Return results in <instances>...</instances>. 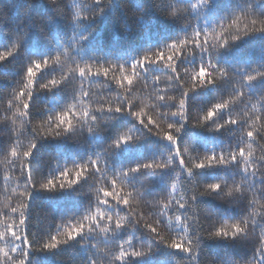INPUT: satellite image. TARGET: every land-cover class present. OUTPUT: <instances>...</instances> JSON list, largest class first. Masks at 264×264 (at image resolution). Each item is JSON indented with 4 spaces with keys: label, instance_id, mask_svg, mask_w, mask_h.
Instances as JSON below:
<instances>
[{
    "label": "trees",
    "instance_id": "1",
    "mask_svg": "<svg viewBox=\"0 0 264 264\" xmlns=\"http://www.w3.org/2000/svg\"><path fill=\"white\" fill-rule=\"evenodd\" d=\"M196 5V7H193ZM249 5L252 10L264 15V0H0V51L9 49L18 43L17 50L0 61V232L5 226L18 223V213L11 214L10 208L27 202V197H20L25 191L23 177L20 176L19 163L23 159L11 156L12 148L18 153L26 150L33 139L32 129L47 133L49 124L45 123L48 115L55 114L71 104L80 90L78 71L71 74L59 86L39 89L53 75L60 79L62 73H69L76 65L72 57L88 61L93 71L98 63L130 65L133 60L147 51H155L165 47L175 39H193L196 29H209V43L214 42L216 32L221 31L220 23H230V19L245 11ZM79 9L82 13L76 16ZM102 9V11H100ZM247 19H241L238 27L243 30ZM229 31H235V26ZM22 39L17 41V37ZM81 37H86L81 39ZM202 39V38H201ZM70 49L68 56L61 57V64H53L38 74L36 89L33 91L28 116H21L25 98L14 99L22 84L18 83L28 63L32 59L54 56ZM165 56L171 54L164 49ZM183 55L176 61L177 72L184 82L185 88H191L192 74L198 70L202 62L211 56L217 67H224L229 76H223L217 69H209L216 81L201 86L187 96L188 119L181 121L179 116L162 117L161 111L175 110L183 89L175 79L171 69L162 64H147L144 72L133 75L130 68L121 73L110 72L107 78L92 76L85 80L84 88L90 96L83 103L76 105V112L88 110L95 120H73L74 129L62 136H41L36 138V147L29 158L33 181L37 188L31 190L27 209V230L30 239L43 241L50 234H64L80 223L87 225L86 217L97 214V208L112 214L114 220L108 223L100 221V228L95 225L94 231H87L74 240L52 250H31L28 264H88L89 257L95 258L97 264H113L112 258L118 254L117 245L131 238L133 245L151 246V251L141 257H130L125 264H244L253 257L261 227H264V181L259 179L264 174V166L258 161L264 156V76L251 82H244L245 96L242 102L230 104L214 117L213 121L196 124V121L212 104L230 99L237 90L235 85L240 77L248 72L264 70V32H254L218 51L200 52L192 45L182 49ZM93 61L97 63H93ZM108 62V63H107ZM132 79L131 92L127 79L121 88L112 77ZM159 77L157 81L155 78ZM158 95L174 96L175 100L158 101ZM127 97L134 105L133 111L141 112L147 122L151 116L160 129L153 132L145 128L132 114L131 110L108 111L109 104L117 106L120 100ZM13 100L9 108L8 101ZM105 110H98L99 108ZM247 113V115H245ZM231 115L239 123L215 129L213 123H223ZM261 116V120H255ZM183 124L177 134L185 162L189 165L210 155L224 152L228 158L230 148L236 146L241 132L259 131L255 139L245 138L240 145L246 152H252L254 166H259L257 177H245L241 170L243 161L228 165H213L194 169L188 175L173 155V163L164 169H142L139 172L124 176L117 180V191L130 200V207L120 204L99 205L103 199L101 189L112 190L110 178L138 163L149 160H167L174 153V145L161 137L167 131L168 123ZM89 127L93 130L89 131ZM160 131L158 136L155 133ZM129 132L133 140L121 143L119 147L112 142L121 134ZM238 151V150H237ZM89 158L98 160L101 173L91 167ZM27 161H25L26 163ZM89 163V170L79 183L71 188L55 190L39 189L41 183L53 178L60 170L68 168L74 175L76 166ZM15 165V167H14ZM244 181L241 185V181ZM225 181L223 193L197 195L192 207L179 209L176 205L181 197L187 199L192 191H203L206 184ZM176 184L175 191L172 184ZM237 185L242 186L243 195L236 193ZM132 189L137 190L133 192ZM233 190L232 196L225 193ZM172 201L166 215L172 218L168 224L166 216H161L163 205ZM253 203L249 204L248 201ZM183 202V200H181ZM133 216H129V212ZM123 220V226L115 229V218ZM182 219L193 217L198 222L189 231V238L197 229L202 235L198 237L196 259L191 253L172 249L159 240L154 239L143 227L153 223L161 236L170 240L183 236V227L175 225V217ZM248 216L250 220L248 239H232L225 237H209L207 231L215 227L229 226L231 223ZM128 217L127 219H123ZM257 224L255 231L251 228V219ZM136 219L140 224L133 223ZM161 223L157 224L156 221ZM107 226L110 231L104 233L101 228ZM230 230V229H229ZM0 248L7 251L8 243L0 241ZM119 264V262H117Z\"/></svg>",
    "mask_w": 264,
    "mask_h": 264
},
{
    "label": "snow or ice",
    "instance_id": "2",
    "mask_svg": "<svg viewBox=\"0 0 264 264\" xmlns=\"http://www.w3.org/2000/svg\"><path fill=\"white\" fill-rule=\"evenodd\" d=\"M97 3L100 2V0H96ZM200 3H206L207 0H199ZM193 7H196V5H193ZM102 11V9L100 10ZM82 15L87 16V14L82 13L79 9L76 11V16L80 17ZM241 19H247L250 21L249 24H245L243 30H241L238 27V22ZM235 26V31H229L230 28H233ZM221 31L216 32L214 37V42L211 44L209 43V29H196L194 31V37L193 39L189 40L188 38L185 39H175L171 41V43H168L165 47L157 49L155 51H147L143 55L137 57L135 60L131 62L130 65H124V64H111L109 63V66H105L106 63H98V67H96L95 71H93V65L92 63H89L88 61H83L84 66L81 67L79 60H77L75 57H72L73 63L76 65L75 68L71 70L69 73H62L60 76V79H57L55 75L51 77V79L47 80L45 83L39 84V89H53L60 84H62L65 80L69 79L71 74L78 71V77L81 81L80 83V90L75 95V98L73 102L66 106L65 109L56 112L55 114L48 115L46 117L45 123L49 124L50 127L47 130V133H40L37 131V129L33 128L32 133L34 134L32 141L30 142V145L27 147L26 150L22 151V153H18L15 148H12L11 150V156L12 157H18L21 156L23 159L19 163V171L20 176L23 177L24 182V188L25 191L20 192V197L24 198L27 197V202L21 203L19 206V209L17 207H11L10 213L11 214H17L18 213V223L13 222L12 226H5V231L0 232V241H6L8 243V250L5 251L2 248H0V264H28L29 261V254L31 250L39 249V250H52L60 247L63 244L68 243L70 240H74L77 236L81 235L82 233H85V229L87 228V231H94L95 228L93 225H95L97 228H100V221L106 220L108 223H112L114 220V217L112 214H107L106 212H103L100 210V208H97V214L92 215L90 217H86V219L89 220V223L85 225L84 223H80L78 226H74L71 230L67 231L64 234V238L60 239L58 235L50 234L46 239L43 241H34L30 239L28 230H27V209L29 204V199L31 196V190L36 187V183L33 181L32 171L29 166V158L32 155L33 149L36 147V138L41 136H62L66 134L69 131H72L74 129L73 120L74 119H81V117L84 119V121L95 120L96 117L94 115H90L89 111L86 109L82 113L76 112V105L79 103H83L86 98L90 96V91L86 90L84 88V81L89 80L92 76H102L107 78L109 76L110 72H115L116 70H119L121 73H124L127 71V68H130L132 71V74L139 75V72H144L147 69L145 68V65L147 64H162L163 66L168 67L171 69L174 76H169L168 79L172 80L175 79L178 81L179 86L183 89L181 98L178 100V104L175 108V110L171 111H161L162 117L167 116H179L181 118V121H185L188 119V112H187V96L189 92L207 85L212 84L216 81V79L213 77V73L209 70L211 69H217L219 72L223 74V76H229L228 71L222 67H217L214 59L209 57L207 62H202L198 66V70H194L192 74V85L191 88H185L184 82L180 78V73L177 72L176 69V61L180 59V57L183 55L182 49L186 45H192L195 49H199L200 52H207L211 53L214 50L218 51L221 48H224L230 44V42L236 41L240 39L242 36H246L250 33L254 32H264V15H260L256 12H254L249 5V7L238 14H235L231 19L230 23L225 25L223 21L220 23ZM86 37H81V39H85ZM202 38V39H201ZM17 41L22 39V37L18 36ZM18 47V43H13L12 46L4 51H0V61L5 60L7 57L12 55ZM164 49H168L171 54L165 56ZM70 54V49L65 48L63 50V53L57 52L54 56H46L39 59H32L27 67L26 71L24 72L21 80L18 82L22 84V87H20L18 95L14 97V99H20L25 98V101L22 104L23 112L20 113L21 116H28L29 115V108L30 103L33 96V91L36 89V82L38 74H40L44 69L49 67L53 64H61V57L62 56H68ZM93 63H97L93 61ZM108 63V62H107ZM139 69V72L137 71ZM264 76V70L261 71H255V72H248L240 77V82L238 85H235V88L237 89L232 97L230 99L222 100L221 102H216L212 104L211 107L207 109V111L199 118L198 121H196V124H204L208 121H213L214 117L217 116L218 113H220L221 110L227 109L230 107V104H234L237 102H242V98L245 96L244 89V82H251L256 80L259 77ZM112 79L115 81L117 85H119L121 88L124 87V80L127 79L128 88L126 91L128 93L131 92V86L133 84L132 79H128L127 77H120L117 78L115 76L112 77ZM157 81L159 80V77L155 78ZM158 101H170L175 100L176 98L174 96H165V95H158L156 97ZM9 108L13 107V100L8 101ZM134 105L130 103L127 99V97H124L120 100L119 104L117 106L112 107L111 104H109L107 110L108 111H125V110H131L132 114L137 118V120L140 121V123L147 128L149 131L153 132V129H160V125L152 119L151 116H148L147 122L145 120V117L141 114V112L133 111ZM98 110H105L103 106L99 108ZM247 115V113H245ZM255 120L259 121L261 120V116H256ZM239 121L234 119L231 115L227 116V119L224 120L223 123L215 122L213 123L215 129H220L226 125H236ZM183 127V124H177V123H168L167 124V131H163V135H160V131H157L155 134L158 136H161L168 141H170L174 145V153H170L167 157V160H149L144 163H138L134 167H130L122 172H117L115 175H113L112 178H110V184L112 190H108L107 188H102L100 191L102 193L103 199L98 200L99 205H109V204H120L124 206L125 208L130 207V200L128 197L121 195V192L123 189L121 188L119 191H117V180L118 178L123 181V177L127 176L132 173H136L141 171L142 169H149V170H156V169H164L171 165L173 163V155L178 159L179 164L181 167L185 169L188 175H191L193 173L194 169L209 167L213 165H228L232 163H240L243 161V166L241 170L244 173L245 177H249V168H252L250 177L252 179V187L255 186V179L257 177V173L259 172V166H264V156L260 158V160L257 162L259 166H254L253 161L251 160L252 152H246L245 147L240 146L245 138L248 139H255L257 135H259V131H253V130H247L246 132H241V137L239 142L236 144L235 147L230 148L228 152V158H225V154L223 151L217 154L216 151H212L210 155H207L205 158L200 159L198 161H193L191 165L187 164L185 162L184 156L182 155V151L180 146L177 144V134L180 133L181 129ZM89 131H92L93 129L89 127ZM133 140V136L127 133H121L113 142L112 145L115 147H119L121 143H126L128 141ZM238 150V151H237ZM25 161H27L25 163ZM91 167L95 170L96 173H101V169L98 166V160L89 158ZM15 167V165H14ZM89 170V163H83L76 166V171L74 175H70V170L68 168H64L63 170H60L53 178L47 179L46 182L41 183L39 186V189H45V190H55L57 188V184L59 188H71L73 185H76L79 183L84 177H86V173ZM259 179L264 181V174H261L259 176ZM243 180L241 181V185L243 184ZM227 183L225 181H218L206 184L203 191H195L193 190L191 195L185 199L184 197H181V200L176 201V205H178L179 209H183L186 206L192 207L194 203H191L192 201H195L197 195H203V194H211V193H219V196L223 193V189ZM262 186H264V183H261ZM237 185L234 191L236 193H239L240 195H243L242 186ZM172 190L175 191L176 184H172ZM133 192H136L137 190L132 189ZM227 196L233 195V190L229 189L227 193H225ZM249 204L253 203L252 200L248 201ZM172 206V201L169 200L168 203L163 205V210H161L160 215L166 216L168 220V224L172 225L173 221L170 216L166 215V211ZM129 216H133V212L128 213ZM128 217H124L123 219H127ZM188 220H192L193 224L197 223L198 221L196 219H193V217H187L186 219H182L180 215H177L175 217V225L182 226L183 227V236L180 238L173 237L170 240L165 239L163 236H161L160 232L158 231L157 227L154 226L153 223H146L143 225V227L149 232V234L156 240L161 241L168 247L172 249H178L185 253H191L192 259H196V255L198 252V237L201 234L199 229H197L196 234L194 236H191L189 238V231L192 230V226L189 225ZM133 223L140 224L139 220L134 219L132 221ZM157 224L161 223L160 220L156 221ZM257 224L256 219L253 217L251 219V228L253 231H255V225ZM123 220L119 217L117 214V217L115 218V229L112 231H115L116 229L122 227ZM249 225L250 220L248 216H242L240 219L236 220L235 222L231 223L229 226H220L215 227L211 231H207L206 235L209 237H225V238H232V239H248L249 236ZM230 229V230H229ZM101 231L104 233H107L110 231V229L107 226H104L101 228ZM118 248V254L114 255L112 258L113 264H125V262L129 261L130 257H141L147 254L151 251V246H139V245H133L131 242V238L127 239L126 241H123L122 243L117 245ZM88 264H97V260L95 258L89 257ZM178 264H181V262H178ZM234 264H240L239 261H235ZM244 264H264V227H261L259 231L258 236V243L255 246V250L253 253V257L250 258L248 261H244Z\"/></svg>",
    "mask_w": 264,
    "mask_h": 264
}]
</instances>
